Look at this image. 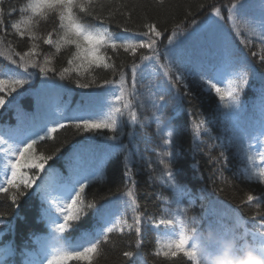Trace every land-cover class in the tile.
I'll list each match as a JSON object with an SVG mask.
<instances>
[{
	"label": "snow or ice",
	"instance_id": "1",
	"mask_svg": "<svg viewBox=\"0 0 264 264\" xmlns=\"http://www.w3.org/2000/svg\"><path fill=\"white\" fill-rule=\"evenodd\" d=\"M156 2L160 7L165 6V0ZM146 7L142 0H26L19 8L9 6L6 9L5 0H0V32L28 41L26 50L16 51L11 43L5 46L0 39V57L8 62L0 70V109L24 86L31 89V81L37 75L41 77L37 92L59 94L72 91L57 78L74 82L77 89L87 90L82 93L81 106L70 114L49 112L39 121H33L28 129L0 132V162H3L0 202L4 204L0 208V225L11 227L9 218L19 215L22 200L39 196L47 204L46 216L51 231L38 241V253L29 254L33 258L27 264H94V257L102 254L103 247L110 242L109 234L122 233L125 228L135 232L136 250L123 251L120 264H136L137 258L143 255L140 237L148 227L159 235L151 253L159 259H154L153 264H180L181 261L184 264H207L208 259L226 245L233 254L251 247L264 255V212L250 218L254 223L251 231L245 228L240 232L238 228H228L219 220L211 219L207 236L200 234L199 227L188 226V209L181 206L180 198L192 194L187 185L177 179L176 165L184 156L180 143L184 131L189 129L184 123H174L172 118L163 121L160 129L161 132L168 129L167 138L161 145L165 150L158 153V163L148 164L153 172H159L155 179L167 185L173 193L172 200L163 194L158 196L159 201L169 205L159 218L156 212L149 215L146 208L142 210L137 204V192L130 186L135 183L133 171L127 165L124 171L126 191L109 189L106 196L112 197L111 200L94 192V199L86 201L85 189L90 180L82 179V174L90 173L91 178L96 179L107 157L116 152H128L126 145L117 147L109 143L118 142L124 134L122 123L143 126L138 115L137 84L144 81V69L149 65L156 77L147 88L157 125L162 123L164 110L170 104L176 112L185 111L184 98L193 96L190 83L199 85L205 93H214L219 101L216 111L223 121L229 123L228 130L232 135L227 142L220 139L218 145L213 146L220 147L221 152L211 162H223L222 166H227L226 153L235 148L247 161L243 169L247 178L264 185V0H259L258 4L233 0L227 6V17L222 15L223 5L201 4L197 12L211 7L214 19L206 16L197 21V12L187 11L184 19L171 30L162 28L156 20L135 25V14ZM17 12L20 17L11 23L13 31L9 33V23L4 17ZM147 19L152 20L151 17ZM222 23H231L237 35L241 30L248 34L249 38L242 41L246 48L253 44L251 37L259 41L261 54L258 61H249L245 53L235 47L227 31L221 28ZM134 27L141 30L134 31ZM42 45L54 48L55 52L43 53ZM121 51L133 57L131 88L127 86L125 72L128 66L122 65L117 75L116 65L110 63ZM58 53L61 54V63L66 58L67 64L59 70L55 66ZM252 56L256 57L257 53L253 52ZM137 57L140 63L136 62ZM257 64L261 69L259 72ZM100 70L112 71L113 78L93 76ZM257 77L261 81L259 112L255 117H245L242 93L250 80ZM82 80L87 82L82 83ZM186 111L190 117L195 115L191 109ZM213 122L208 117L190 122L193 153L199 151L196 141L202 133L210 131ZM65 128L74 129V135L83 134L86 165L68 183L42 185V174L47 172L46 165L56 153H38L37 145L54 138L58 130ZM133 135L129 133L130 137ZM249 140L258 143V160L248 154L253 147ZM69 183L72 187L68 186ZM200 200L204 209L202 216H215V209L208 210L207 198L201 196ZM173 202L177 204L175 210L171 208ZM241 204L264 208V190L259 196L247 193ZM129 212L132 214L131 223L126 219ZM86 215H91L98 227L87 246H81L79 241L72 242L68 237L70 230H74L77 222ZM191 223L195 224L196 219L193 218ZM0 252L9 255L8 248L0 249Z\"/></svg>",
	"mask_w": 264,
	"mask_h": 264
},
{
	"label": "trees",
	"instance_id": "2",
	"mask_svg": "<svg viewBox=\"0 0 264 264\" xmlns=\"http://www.w3.org/2000/svg\"><path fill=\"white\" fill-rule=\"evenodd\" d=\"M251 1L255 0H249V2ZM25 2L26 0H5V8L7 9L9 6L19 8L20 5ZM142 2L145 3L147 7L138 10L135 14L133 21L135 25L156 20L159 21L162 28L167 27L171 30L174 25L180 23V21L184 19L187 11L197 12L201 4L212 6L223 5L222 15L227 17V6L230 5L233 0H165L164 7H160L156 0H142ZM168 5H171V7H168ZM188 5H191V7L189 8ZM210 11L211 7L200 9L195 15V19L197 21L204 19ZM19 17V12L13 16L5 15L4 19L9 23V28L7 29L9 33L13 31L10 27L11 23L17 21ZM148 17H151L152 20H148ZM221 28L227 31L235 47L245 53L249 61H258L261 49L259 41L256 40L255 37H251L253 44L246 48L242 43L243 40L249 38L246 32L241 30V34L237 35L231 23H223L221 24ZM133 30L139 31L141 29L134 27ZM0 39L4 41L5 46L11 43L16 51L26 50V45L28 44L26 39L21 41L19 37L11 34L5 36L3 32H0ZM166 42L167 40L165 38V43ZM41 51L45 54H50L55 52V49L42 45ZM253 52L257 53L256 57L252 56ZM61 53H63V49ZM57 57L55 61L57 70L61 67H66V58H64V63H61V54L58 53ZM42 58L43 57H41V59ZM132 60L133 57L131 54L121 51L118 57H114L113 61H110V63L116 65L117 75L122 65L128 66L125 68V72L127 74L126 79L129 88L132 87L131 79L130 77L128 78ZM136 62H140L139 57L136 58ZM7 63L4 57H0V70H3ZM256 70L257 72L261 71L258 64L256 65ZM96 75L109 79L113 78L112 71L100 70L98 73H93V76ZM154 79L153 76L150 75V77H146L142 83L137 84V100L140 102L138 105V115L143 126L137 125L132 127L126 123H122V131L124 134L121 135L120 140L118 142H109L117 147H119L120 144L126 145L128 147V152H116L107 157V159L103 161L96 179H92L90 173L88 174L89 176L84 177V179L90 180L89 186L85 189L86 201H92L94 199V192L105 197V199L111 200L112 197L106 196L109 189L113 192H116L117 189L126 191L127 189L124 188V171L125 165H127L128 168L133 171L132 179L135 183L130 186H133L137 192V204L142 210L146 208L149 215L156 212L157 218H159L169 205L168 202L159 201L158 196L163 194L169 197V200H172L173 193L167 185L155 179V177L159 175V172H153L148 167V164L149 162L153 164L158 163V153L165 150L161 145L163 139L167 138L166 133L168 129L164 128L163 132H161L160 129L163 127V121L172 118L174 123H184L189 129L184 131L181 138L180 147L184 152V156L179 158L176 165L177 179L181 183L186 184L192 194L191 197L184 196L180 198L182 199L181 206L188 209L186 213L190 221L188 226L190 228L199 227L200 234L203 236H207L208 234V221L210 219L219 220L222 225L228 228H238L240 232H243L245 228L249 231L254 230V223L250 218L254 214L264 212V208L257 209L254 204L245 205L241 204V201L246 199V194L249 192L259 196L260 192L264 190V185H261L256 179L249 180L247 178L243 171L247 166V161L235 148H230L226 153L228 157L227 166H222L223 162H211L212 158L219 157L221 152L220 147L213 146L218 145L220 139L227 142L228 138L232 135V132L228 130L230 126L227 125L226 121L220 118L219 113L216 111L219 103L218 98L214 93H205L201 90L199 85L190 83L189 88L193 96L184 98L183 109H185V111L176 112L170 104L169 107L164 110L162 123L157 125L153 118L154 109L151 104V95L147 88L149 82ZM40 80L41 77L39 75L35 76L31 81L32 86ZM57 80L58 82L66 84L68 88L76 92L83 93L87 91L84 89H77L74 82H69L68 80L59 81V78H57ZM81 82L84 83L87 81L82 80ZM260 86L261 81L259 77L251 79L249 85L242 93V100L245 106V117H255L259 112L256 104L260 101ZM29 90L27 85L24 86L23 89L18 90L17 93H14L12 97L8 98L5 106L0 109V113L6 112V118L2 120V125L0 124V132L10 130L16 123L15 116L10 119L15 106L22 105L27 107L24 108L25 112H29L33 109L31 108L30 98L23 100V96L27 95ZM182 90L183 89H181V91ZM80 106L81 99L79 102L71 103L66 108V112L70 111L71 113L72 110ZM188 109H191L195 115L190 117L188 111H186ZM201 113L203 116H201ZM203 117H208L214 122L210 125L209 132L200 135L199 139L196 141V146L199 151L193 153L191 151L193 136L190 131V122L199 120ZM39 120L38 118V121ZM8 123L11 124L10 128H8ZM249 124L251 127L252 122L249 121ZM74 132L75 130L72 128L61 129L54 134V138L38 143V153L43 152L45 155H53V153H56L53 160L49 161L48 165H46L47 172L42 174L44 176V179L41 181L42 185L47 184L48 178L50 175H53L52 172H56L55 176H53V183L62 182L63 180L69 181L74 178L75 173L73 171L60 168L61 159L66 155L68 156L75 146L83 144V134L74 135ZM130 132L134 133L131 137L129 136ZM248 143L250 144L249 141ZM57 149H59V152L56 151ZM248 154L257 159L258 155L256 153L253 154L250 149L248 150ZM126 156L128 157L127 159H125ZM82 158V160H77V166L74 168L75 170L85 167L86 156L84 155ZM196 165H198V167H196ZM2 171L3 162H0V172ZM201 196L207 198L206 203L209 211L215 209V216H208L207 218L202 216L204 209L201 208ZM101 203H104V201L102 200ZM3 206V202H0V208ZM46 208L47 204L42 203L35 198V196L28 200H22L19 215L15 218H9L11 227L0 225V249H9V255H7L4 262H8V264H11L10 262L18 263L20 259L26 255V251L39 248L40 245L38 241L49 235L51 231L46 216ZM171 208L175 210L177 204L173 202ZM131 215V212H129L126 217L129 223H131ZM20 217L24 219L21 220ZM193 218L196 219L195 224L191 223ZM97 227L95 219L91 215H86L80 222H77V227L74 230H70V236H78L84 231L93 235ZM109 236L110 242L103 247L102 254L94 257V264H120L123 251L136 250V234L134 231L129 232L128 229L125 228L124 232L110 233ZM157 239H159V235L155 230L151 229V227L144 229L143 235L140 237L142 245L140 251L143 255L137 258L136 264H153L154 259H159L151 255L154 251ZM248 240H251L250 236ZM2 254L4 253L0 252V255ZM180 264H184V262L181 261Z\"/></svg>",
	"mask_w": 264,
	"mask_h": 264
},
{
	"label": "clouds",
	"instance_id": "3",
	"mask_svg": "<svg viewBox=\"0 0 264 264\" xmlns=\"http://www.w3.org/2000/svg\"><path fill=\"white\" fill-rule=\"evenodd\" d=\"M207 264H264V255L251 247L244 248L241 253L233 254L226 245L210 257Z\"/></svg>",
	"mask_w": 264,
	"mask_h": 264
},
{
	"label": "rangeland",
	"instance_id": "4",
	"mask_svg": "<svg viewBox=\"0 0 264 264\" xmlns=\"http://www.w3.org/2000/svg\"><path fill=\"white\" fill-rule=\"evenodd\" d=\"M210 17L214 19V17H212V16H210Z\"/></svg>",
	"mask_w": 264,
	"mask_h": 264
}]
</instances>
